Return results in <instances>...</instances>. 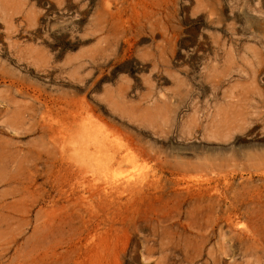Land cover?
Wrapping results in <instances>:
<instances>
[{
  "label": "rangeland",
  "instance_id": "obj_1",
  "mask_svg": "<svg viewBox=\"0 0 264 264\" xmlns=\"http://www.w3.org/2000/svg\"><path fill=\"white\" fill-rule=\"evenodd\" d=\"M248 243L264 264V0H0V264Z\"/></svg>",
  "mask_w": 264,
  "mask_h": 264
},
{
  "label": "bare ground",
  "instance_id": "obj_2",
  "mask_svg": "<svg viewBox=\"0 0 264 264\" xmlns=\"http://www.w3.org/2000/svg\"><path fill=\"white\" fill-rule=\"evenodd\" d=\"M249 230H252L251 232H256L257 231V228H249ZM250 233V232H249ZM255 235V233H254ZM259 235V234H258ZM257 235V236H258ZM253 236V234H252ZM254 243V242H253ZM248 245H250V243H248ZM256 245H253L251 244L250 246L246 247L247 249V254L251 257V260H250V263L251 264H259V261H260V257L257 255L256 253V250H255V247ZM257 247V246H256Z\"/></svg>",
  "mask_w": 264,
  "mask_h": 264
}]
</instances>
